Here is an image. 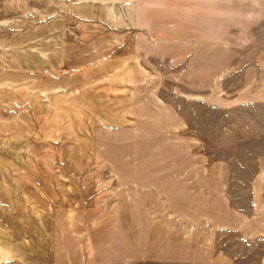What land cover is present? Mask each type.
I'll return each mask as SVG.
<instances>
[{
    "label": "rangeland",
    "instance_id": "obj_1",
    "mask_svg": "<svg viewBox=\"0 0 264 264\" xmlns=\"http://www.w3.org/2000/svg\"><path fill=\"white\" fill-rule=\"evenodd\" d=\"M0 264H264V0H0Z\"/></svg>",
    "mask_w": 264,
    "mask_h": 264
},
{
    "label": "crops",
    "instance_id": "obj_2",
    "mask_svg": "<svg viewBox=\"0 0 264 264\" xmlns=\"http://www.w3.org/2000/svg\"><path fill=\"white\" fill-rule=\"evenodd\" d=\"M135 178L136 177H132V179H135ZM145 178L146 177H141V179H145ZM147 179L148 180L153 179V181L157 179L156 181H154V184L152 185V189H155L157 191H167V192L173 193L177 191L179 192L180 191L188 192V191H193V190L205 191V189L208 188V186L207 187L205 186L204 177H202L201 180H199V177H147ZM153 181L150 182V185L142 187L137 181L133 180V188H137L139 191L141 189H146L147 187L151 186V183ZM198 193L202 195L201 192H198ZM159 194L162 195V193H159ZM216 196L220 197L221 195L220 194L217 195L216 193ZM188 204H190V202ZM230 212H231V209L229 206H225L222 202H220V200H216V211H213L212 212L213 215L212 216L209 215V216L214 220L222 215L226 216V218L229 219ZM201 214H203V216L205 215L204 213H201Z\"/></svg>",
    "mask_w": 264,
    "mask_h": 264
}]
</instances>
